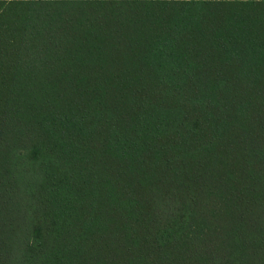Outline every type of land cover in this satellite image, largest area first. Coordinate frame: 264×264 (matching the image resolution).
<instances>
[{"label": "trees", "instance_id": "1", "mask_svg": "<svg viewBox=\"0 0 264 264\" xmlns=\"http://www.w3.org/2000/svg\"><path fill=\"white\" fill-rule=\"evenodd\" d=\"M0 264H264V0H0Z\"/></svg>", "mask_w": 264, "mask_h": 264}]
</instances>
